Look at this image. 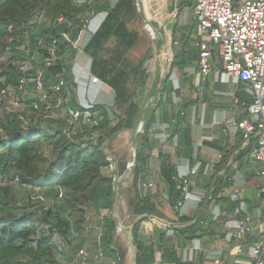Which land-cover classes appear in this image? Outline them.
Wrapping results in <instances>:
<instances>
[{
    "label": "trees",
    "instance_id": "trees-1",
    "mask_svg": "<svg viewBox=\"0 0 264 264\" xmlns=\"http://www.w3.org/2000/svg\"><path fill=\"white\" fill-rule=\"evenodd\" d=\"M181 1L182 6L192 7L194 3V0ZM155 2L161 7L159 0ZM101 12H106V15L85 44L83 52L91 61L90 73L113 92L114 102L110 108L112 116L108 107L100 103H91L88 107L91 113L90 123H79L72 128L64 118L46 117L41 113L37 115L36 112L33 113L37 116L28 120V108L20 113H4L0 116L1 178L6 182H13L17 177L18 184L38 188L44 194V197L36 194L28 198V201L31 199L34 204H39L38 207H23L9 194L7 186H0V264H79L81 260L78 251L84 248L89 232L87 206H92L96 212L108 211L107 215L102 216L100 228L96 230L91 245L101 249L103 256L113 259V264H119L123 256L120 247L114 245L116 223L110 216L115 199L113 172L102 145L105 139L124 127L130 129L133 126L154 78L155 71L145 66L148 58L149 61L153 60L150 50L135 66L130 65L125 57L140 38L138 31L129 27L132 19L140 16L142 20L136 8V0H117L114 4L109 0H85L83 3L75 0H0V77L4 79V85H18L20 72L15 64L29 59L34 67L40 66L43 69L46 87L56 81L59 73H63L68 80L75 50L64 40L62 34L76 38L83 25V18L88 14L93 16ZM37 14L45 16L48 26L38 23ZM151 14L154 23L160 26L158 17L152 11ZM175 14L174 11L169 13L167 10V22ZM9 26L12 27L11 30ZM189 29L187 26L170 24L174 52L170 74L174 69L185 74L184 70L197 59L193 39L190 37L193 29ZM179 31L183 33L177 43ZM54 40L55 63L44 66L42 60L51 57L47 50ZM111 40L115 44L109 50L107 44ZM173 91V82L167 76L155 109H150L151 113L149 111V116L143 120L144 132L135 150L132 183L134 196L130 201V214L135 218L142 216L131 228L136 264H155L157 251L161 253L162 264H199L183 261L178 256L176 245L167 240V230L145 224L147 215L172 220L163 210L174 212L178 201L183 198L174 179L176 167L161 153L159 174L164 184L159 189L161 196L151 197L142 192L149 166L146 148L152 147L149 144V133L156 122V111L160 110L164 117L161 108L165 101L172 104ZM136 92L138 97L133 103ZM165 95L169 98L164 99ZM237 95L240 98L244 96L241 82H238ZM32 101V98H27L25 104L31 105ZM193 102L196 101L191 100L189 103ZM189 103L183 101L178 106L175 128L170 136L179 138L181 146L187 148L186 155H190L188 148L192 140L189 126L183 123L182 112ZM66 107L78 109L82 113L86 110L73 99L67 101ZM166 114L165 112L162 120H168ZM43 146H48L49 154L45 153ZM226 156L222 163L215 165L217 171L224 166ZM118 162V173L123 174L127 163L121 159ZM205 165L204 162L199 174ZM231 185L228 176H221L216 179L213 190L214 203H225L227 213H232L238 206V202L228 199V192L225 191ZM155 193L158 194V191ZM174 215L177 216V212ZM210 216L208 222L211 223L213 219ZM177 217L182 223L191 220L185 216ZM203 222L200 217L191 225L176 229L175 233L179 238L177 245L208 232V225L204 227ZM99 231L101 234L97 239ZM155 234L157 241L153 239ZM253 238V235H246L244 243L251 242ZM88 260L92 262L91 255Z\"/></svg>",
    "mask_w": 264,
    "mask_h": 264
},
{
    "label": "built area",
    "instance_id": "built-area-1",
    "mask_svg": "<svg viewBox=\"0 0 264 264\" xmlns=\"http://www.w3.org/2000/svg\"><path fill=\"white\" fill-rule=\"evenodd\" d=\"M84 1L75 0L77 3ZM192 9L197 22L194 46L197 53L198 73L205 78L215 71L222 82H241L243 83L242 92L245 95L243 98L237 96L234 98L237 117L218 122L222 125L225 134L239 140L237 153H242V158L240 161L231 159L227 164L234 171L230 177L232 186L228 188V199L238 202V206L232 213H227L221 203H214L212 219L213 221L221 217L230 219L227 224L234 230L226 231L224 234L227 243L233 239H243L245 235L252 234L256 229L252 224L246 202L248 198L246 186L249 181L241 175L240 169L243 168L251 176L250 181L259 199L256 208L259 234L248 244L244 264H264V0H194ZM87 22L88 20L83 25V30L87 27ZM11 28L9 26V30ZM83 30L79 31L74 39L69 34H62L64 40L71 45L78 56L85 55L83 48L87 42L82 44ZM55 49L56 41L54 40L47 50L51 57L42 60L44 66L55 63ZM220 64L222 67H219ZM15 65L20 72L18 85H4V79L0 77V116L4 113H20L28 108V112H36L37 115L41 113L46 117L54 118L57 117L51 115L49 111L57 110L60 112L59 117L64 118L71 128L79 123L91 122V113L88 111L91 103L83 105L86 108L84 113L78 109L66 107L69 87L63 73L57 74L56 81L46 87L43 69L40 66L34 67L29 59ZM89 76L92 83H103L90 71ZM27 98L33 99L31 105L25 104ZM19 117L24 120L22 115L19 114ZM156 128L158 127H152L153 130ZM159 129L164 131L165 127L161 126ZM110 167L112 170L111 164ZM202 168L203 164L198 159L192 164L187 161L185 164L176 166L174 179L183 196L176 205L179 217L185 216L189 202L193 203V209L199 210L205 200H212L211 188L204 189L200 195L192 194L190 189ZM202 173L212 174L213 167L206 164ZM147 185L152 187L153 183L149 182ZM240 215L243 216L241 221L236 219ZM146 217L145 224L167 230V236L171 237H174L176 229L184 226L177 219L172 221L156 215ZM169 227L170 229H167ZM100 231L97 239L101 234ZM92 247L96 252L87 251L84 248L78 251L81 264H95L88 260L89 255L99 258L96 264H106L101 260L103 258L101 249L94 245ZM241 252L242 246L239 245L236 247L235 255ZM207 264H226V262L221 251H218L212 254V261Z\"/></svg>",
    "mask_w": 264,
    "mask_h": 264
},
{
    "label": "crops",
    "instance_id": "crops-1",
    "mask_svg": "<svg viewBox=\"0 0 264 264\" xmlns=\"http://www.w3.org/2000/svg\"><path fill=\"white\" fill-rule=\"evenodd\" d=\"M102 20H100L99 24L96 23L95 25L96 28L100 25ZM86 29L87 27L81 33L83 37V41H82L83 45L90 38V34L87 33ZM193 33H194L193 35L196 37L195 27H193ZM87 61H88V57H84L83 55L78 56L75 51V57L71 60L70 73L68 74L67 81L69 87V95L67 99L68 101L73 99L81 105H84L86 103L104 104L105 101L103 94H105V92L103 91L104 90L103 86H107V85H105L104 83L96 84L91 82L89 71L86 69ZM188 70L189 73H187ZM176 71L178 72V74H176ZM172 72L176 74L175 75L176 80L171 78L170 73L168 75L169 78L172 80L174 86V91L172 92L171 95L172 104L165 101L164 105L161 108V110L164 112V117H165V112L167 113L166 116L168 117V120L167 119L162 120V118H164L162 117L163 114H161L160 110H157L156 122L152 125V127H158L155 129V132L157 134H162V135H164L165 132H169L170 130V133L166 136V139L165 140L159 139V143L162 144L163 142H166L169 139V142L167 144H169L170 141L173 140L174 141L173 146L174 145L179 146L181 160L174 164L172 163L175 167L180 164H185L187 161H189L192 164L197 159L200 160L202 164H204L205 162L206 164H209L210 166L213 167V173L207 174L208 178L206 180V187L203 188V190L206 188L212 189V200L211 201L205 200V202L201 205V208L199 210L193 209L192 206L193 203L189 202V205L186 209L185 217H188L191 220L185 223L179 222L177 220L179 223L184 224L183 227H186L191 225L198 218L201 217L204 220V222L202 223L204 224V227H207L208 225L207 227L208 232L204 233L199 238L185 240L183 243L180 242V244L178 245L175 244L177 254L182 258L183 261H190L199 264H207L212 261L213 253L221 251L223 259L226 262V264H244V260L247 257V251H248L247 246L250 243V242L246 244L244 243L246 235L243 239L242 238L233 239L230 243H227L224 239V234L226 233V231L234 230V228L230 227L227 224L230 219L221 217L216 221H212L211 223L208 222V218L211 217L210 215H212V211L214 207L213 190L216 179L221 176H228V179L230 180V177L233 175L234 171L231 168V166H227L228 162L231 159L232 160L236 159L240 161L242 158L241 157L242 153H237L239 149L238 138H233L225 134L223 132L222 125L218 124V122L222 120H227L232 117H237V109L234 104V98L235 96L239 97L237 95L238 83H234L231 81L222 82L215 71H212L207 77L203 78L197 71L196 61L184 70L185 74H181V71L177 69H174ZM187 87L191 93L190 95H186L185 93H183V90H185ZM242 87H243V83H242ZM29 88L31 87L29 86ZM163 88L164 85L161 88L158 99H160V95ZM176 92L178 93L177 94L178 99L175 101L173 95H175ZM109 93H111L113 97L112 98L113 99L112 106H113L114 96L111 89ZM166 98L168 99L169 96L165 95L164 99ZM191 100H195L196 102L189 103ZM183 101L185 103H189V105L185 107V109L183 110L182 115L184 116V122H183L184 125L189 126L190 129V136L192 140L191 146L188 148L190 150V155H186L187 148L185 149L183 146H181V144L179 143V138L177 136L170 138L171 132L175 128V123H176L175 115L177 114L178 106ZM157 102L155 106H153L151 109L153 110L155 109ZM106 105L109 106L110 104H106ZM161 126L165 127L164 131H161L159 129V127ZM159 153L164 155L167 161H169V156L166 155L165 153L156 149L151 150V154H156L157 156H159ZM219 155L221 156L220 158ZM225 155L227 156L224 161V166L217 171L215 169V165L222 163ZM244 171L245 170L243 168L240 169L241 175L243 177H246L247 181H249V184H247L246 186L247 187L246 191L248 193L247 194L248 198L246 202L248 204V211L252 217V224L256 228L254 229L252 234H247V235H253L254 237H257L259 234L258 232L259 221L257 224L254 223V218L252 216V213L256 211V208L258 207L259 204V199L256 197V189L253 188V185L250 181L251 176L248 175V173L244 174L243 173ZM149 182H152V180L143 183V185L145 187H148L147 184ZM155 186L156 184L153 183L151 189L154 188ZM160 186L164 187L162 181L160 182ZM203 190H197L191 192L194 195H200V193ZM225 191L229 192L228 188ZM221 204L223 207L225 206V203H221ZM163 211L164 214L170 217L173 221L178 218L176 215H174V213L176 212V207L174 209V212L168 209H165ZM236 219L241 221L243 220V216L240 215ZM236 219L234 218V220ZM239 245L242 246V252L238 255H235L236 247ZM84 249L87 251L91 250L92 252H96L92 247L91 243L85 244ZM91 256L93 263L96 264L99 262L98 260L99 258L95 257L94 255ZM101 260L106 264H113V259L109 257L103 256ZM155 261L161 262V253L159 251L156 252L155 254ZM160 262L159 264H162Z\"/></svg>",
    "mask_w": 264,
    "mask_h": 264
},
{
    "label": "rangeland",
    "instance_id": "rangeland-1",
    "mask_svg": "<svg viewBox=\"0 0 264 264\" xmlns=\"http://www.w3.org/2000/svg\"><path fill=\"white\" fill-rule=\"evenodd\" d=\"M117 0H109V2L111 4H114ZM181 0H159V3L161 5V7L156 5L155 0H143V4H144V9L146 10V12L148 13V15L152 18V14L151 11L154 12L155 16L158 17V21L160 24L161 29H163L164 32V41H167L169 44V47L171 49V56L169 59V63H171V58H172V53L174 54V52H172V36H171V30H170V24L174 23L175 26H182L185 25L187 27H189V30H192L193 27H195L196 24V28H197V22L196 19L194 17L193 14V9L192 7L189 6H182L181 5ZM167 10L169 13H172L173 11L176 13L171 19L166 20V13ZM39 14L36 15L37 21L39 24L43 25L44 27L48 26L49 22L46 20L45 16L40 15ZM90 14L86 15L83 18V25L85 24L86 20L89 21V23L87 22V33L90 34V36L94 33V31L97 29L95 27L96 23L99 24L100 20L104 19L106 12H101L98 14H95L93 16H89ZM141 15V14H140ZM160 16V17H159ZM143 18L141 20L140 16H138L137 18H134L130 21L129 23V27L135 29L136 31H138L140 38H139V42L129 51L125 54V57L127 59V61L129 62L130 65H137L143 58L144 56L147 54V51L150 50V56H153V60L146 61L145 66H148L150 68H152L154 71L158 70V76L161 72L163 63H164V54L163 52L159 49V43L156 42V40L151 38V35L149 34V32L144 28L145 22L143 21ZM196 22V23H195ZM169 23V24H168ZM83 25L80 29L83 30ZM182 32H178L177 36H176V41L177 43H179L180 40V36ZM194 33L192 32L190 34V37L193 39L192 41V45H194L195 43V36L193 35ZM153 40V41H152ZM115 44L114 40H111L108 44H107V48L110 50ZM84 57H88L86 55H83ZM160 59V60H158ZM90 59L88 57V61H87V70L90 71ZM161 64V65H160ZM219 67H222V64H220ZM191 70V69H190ZM170 72V67L169 70ZM189 73V70L188 72ZM176 74H178V72L176 71ZM173 72H171V78L175 79V75ZM176 80V79H175ZM130 86H132V84L130 83ZM104 87V92L105 94H103L104 97V101L105 103L103 105H105L106 107H108V111L110 116H112L111 112H110V108L112 106V95L110 92V89L107 86H103ZM158 88V82H156L152 88L149 89V92H155L156 89ZM177 88V86H176ZM103 92V93H104ZM137 93V92H136ZM183 93H185L186 95H190V91L188 89V87L183 90ZM177 92L175 93V95H173L174 100L176 101L178 99L177 97ZM103 99V98H102ZM106 104H110L109 106H107ZM49 113L57 118H61L60 116V112L57 110H51L49 111ZM27 116H28V120L32 118V116H37L35 115L33 112H27ZM149 115H147L148 117ZM146 117V118H147ZM146 120V119H145ZM144 120V121H145ZM143 123L140 125V127L138 128V130L133 133L132 139L130 137V129H124V131L122 133H120L118 136L110 139L106 142L105 146H104V150L108 153V154H114L118 160L121 159V161H124L125 163H129L128 160L131 159V157L133 158V154L134 151L136 150L137 145L139 144V142H141V135L144 132V129L142 127ZM129 131V140L126 139V132ZM169 132H165L164 135L162 134H157L155 132V130H150L149 136L151 137V140L149 141L150 146H152L151 148H146V153L149 155V166L146 172V180L145 183L152 180V182L154 184H156V186L154 188L151 189V187H145L144 185H142V192L144 195H151V197H153L154 195H158L161 196V194L159 193V189H160V182L162 181L160 175H159V156H157L156 154H151V150L156 149V150H160L161 152L165 153L166 155L169 156V163H176L179 162L181 160V156H180V148L179 146L174 145L173 143L174 141L171 140L169 144H167L169 142V139L166 142H163L162 144L159 143V139H164L165 136H167ZM114 136V135H113ZM112 136V137H113ZM135 144V145H134ZM133 145V154L131 153L130 150V146ZM172 147V148H171ZM43 149L45 151L46 154L50 153V149L48 148V146H43ZM135 149V150H134ZM132 154V156H131ZM119 165V162H118ZM130 172V173H129ZM244 174H247V172H243ZM132 171L128 170L126 172H124L123 174H119V181H118V197H117V201H116V207H115V212L112 211L110 212V216L112 219H114L116 221V217L118 219L119 222H121L130 232V237H131V226L133 224V222L135 221V217L132 216L130 214V201L132 200L133 196H134V190L132 187V183H133V176H132ZM129 177V178H128ZM17 178V177H15ZM208 178V175L206 174H199L196 176L195 182L191 185V191H197V190H203L204 187H206V180ZM264 181V180H263ZM113 185H114V174H113ZM0 186L2 187H8L9 188V194L12 195L16 200L18 204H21V206H32L34 207H38L39 204H34V202H32V200L30 199V201H28V198H30L31 195H36V194H40L44 197V194L42 193V191H40L38 188L32 189L30 187H26L23 184H18L17 179H13V182L11 180H9L8 182H6V180H3V178H1L0 176ZM155 191H158V194L155 193ZM47 200V199H46ZM256 201V199H255ZM48 202V200H47ZM20 206V205H19ZM108 214L107 210H101L100 212H96V210H94L92 208V206H87L86 207V220H87V224H88V233H87V237H86V244L91 243V240L94 236V234H96V230H98L100 228V221L102 219V216H105ZM252 216L254 218V223L257 224L258 223V219L256 218V211H254L252 213ZM148 225V224H147ZM259 228V227H258ZM152 237V236H151ZM153 239L155 241H157V234L154 235ZM167 240L168 242L177 244L179 242V238L178 235L175 233L174 237L172 236H167ZM127 242H125L123 239H121L120 237H118L117 235V226L115 229V236H114V245H116V247H120V249L123 252V256H121V259L119 260V264H131L132 263V249H130V247H128ZM158 252V251H157ZM81 263V262H80Z\"/></svg>",
    "mask_w": 264,
    "mask_h": 264
},
{
    "label": "bare ground",
    "instance_id": "bare-ground-1",
    "mask_svg": "<svg viewBox=\"0 0 264 264\" xmlns=\"http://www.w3.org/2000/svg\"><path fill=\"white\" fill-rule=\"evenodd\" d=\"M136 8H137V11L141 14L143 21L145 22L144 28L149 32V34L151 35V38L156 40V42L160 44L159 49L164 54V63H163V66H162V69H161L159 76H158V70H155L154 78H153V81H152L150 88H152L156 82H158V88L156 89L155 92H149L148 93V96L146 98L145 103L141 107L133 126L130 128L131 139H132L133 133H135L138 130V128L142 124V121L149 114L150 109L153 106H155L156 102L158 101L161 88L163 86L166 75L169 72L168 71L169 67L171 66V63H169V59L171 56V49L169 47L168 42L164 41L165 35H164L163 30L160 28V26H158L154 23L153 19L146 12V10L144 9L143 0H136ZM158 60H160V59H158ZM118 135L119 134L113 136L112 138H114ZM112 138H110V139H112ZM126 139L129 140V131L126 132ZM130 150H131V153L133 154V145L130 146ZM132 154H131V156H132ZM128 161H129V163H128L129 170H131L132 157ZM116 226H117L118 237L123 239L125 242L129 243V238H130L129 230L121 222L118 221L117 217H116ZM128 247H130V249H131L130 243L128 244Z\"/></svg>",
    "mask_w": 264,
    "mask_h": 264
},
{
    "label": "water",
    "instance_id": "water-1",
    "mask_svg": "<svg viewBox=\"0 0 264 264\" xmlns=\"http://www.w3.org/2000/svg\"><path fill=\"white\" fill-rule=\"evenodd\" d=\"M173 57H174V54H173ZM172 62H173V58H172V60H171V65H172ZM170 67H171V66H170ZM169 73H170V72L167 73L166 77L169 75ZM165 80H166V78H165ZM165 80H164V82H165ZM163 85H164V83H163ZM137 97H138V92H137V94H136V96H135V99H134V102H133V103H135ZM158 100H159V99H158ZM152 110H153V109H152ZM150 113H151V111H150ZM124 129H125V127H124L121 131L115 133L114 136L117 135V134L122 133V132L124 131ZM111 138H112V136H111ZM108 140H109V138H108V139H105V141H104V143H103V145H102V150H103L104 154L106 155L107 159L109 160L110 164L112 165V172H113V174H114V185H113V186H114V191H115V199H114L113 211L115 212L116 201H117V197H118V189H117V188H118V181H119L118 159L116 158V156H115L114 154H108V153L104 150V146H105V144H106V142H107ZM134 150H135V149H134ZM135 160H136V155H135V151H134L133 158H132V166H131L132 174H133L134 167H135ZM128 170H129V166L126 167V171H128ZM126 171H125V172H126ZM140 217H142V216H138V217H136L135 221H136L137 219H139ZM113 220H114V219H113ZM114 221H115V220H114ZM135 221L133 222V224L135 223ZM115 223H116V221H115ZM133 224H132V225H133ZM131 228H132V226H131ZM130 231H131V229H130ZM129 235H130V232H129ZM129 243H130V246H131V249H132V253H133V254H132V263H131V264H136V249H135V245H134V243H133L132 237L129 238ZM114 250H115L116 252H118V249H117V248H114Z\"/></svg>",
    "mask_w": 264,
    "mask_h": 264
}]
</instances>
